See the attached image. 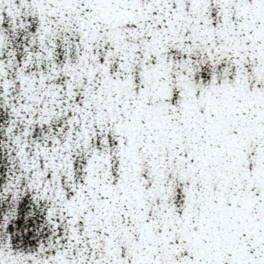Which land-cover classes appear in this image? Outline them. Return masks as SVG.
<instances>
[{
    "label": "snow or ice",
    "instance_id": "snow-or-ice-1",
    "mask_svg": "<svg viewBox=\"0 0 264 264\" xmlns=\"http://www.w3.org/2000/svg\"><path fill=\"white\" fill-rule=\"evenodd\" d=\"M0 264H264V0H0Z\"/></svg>",
    "mask_w": 264,
    "mask_h": 264
}]
</instances>
